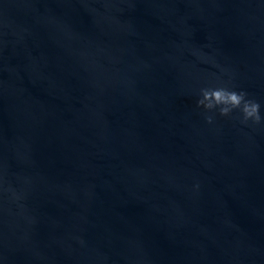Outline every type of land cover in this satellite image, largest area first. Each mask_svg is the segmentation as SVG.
<instances>
[{"label": "water", "instance_id": "obj_1", "mask_svg": "<svg viewBox=\"0 0 264 264\" xmlns=\"http://www.w3.org/2000/svg\"><path fill=\"white\" fill-rule=\"evenodd\" d=\"M0 264H264V0H0Z\"/></svg>", "mask_w": 264, "mask_h": 264}, {"label": "clouds", "instance_id": "obj_2", "mask_svg": "<svg viewBox=\"0 0 264 264\" xmlns=\"http://www.w3.org/2000/svg\"><path fill=\"white\" fill-rule=\"evenodd\" d=\"M201 98L197 101L198 107L211 111L218 109L221 116H229L234 110H238L242 116L243 123L251 120L253 123H260V104L248 99L244 91H236L225 86L202 88ZM208 123H212L213 117L207 116Z\"/></svg>", "mask_w": 264, "mask_h": 264}]
</instances>
